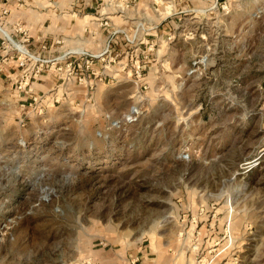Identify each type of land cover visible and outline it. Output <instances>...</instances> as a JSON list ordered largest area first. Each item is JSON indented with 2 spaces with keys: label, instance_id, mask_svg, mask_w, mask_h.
Masks as SVG:
<instances>
[{
  "label": "rangeland",
  "instance_id": "rangeland-1",
  "mask_svg": "<svg viewBox=\"0 0 264 264\" xmlns=\"http://www.w3.org/2000/svg\"><path fill=\"white\" fill-rule=\"evenodd\" d=\"M101 2L114 62L0 92V264H264V0Z\"/></svg>",
  "mask_w": 264,
  "mask_h": 264
},
{
  "label": "crops",
  "instance_id": "crops-1",
  "mask_svg": "<svg viewBox=\"0 0 264 264\" xmlns=\"http://www.w3.org/2000/svg\"><path fill=\"white\" fill-rule=\"evenodd\" d=\"M31 1L37 2V0ZM34 3L28 5L27 0H25L22 4H14L7 24L10 25L15 21H23L27 24L32 38L30 48L35 53L45 58H54L65 51L71 52L81 48H87L93 52H100L106 47L114 52H117L116 49L127 50L128 41L121 40L119 38L120 33H117L119 30L109 28L114 26V22L109 24L105 16L103 17V12L105 14L108 12L104 11V7L98 9L102 4L101 0H52L43 10L40 4ZM86 33L88 37H85ZM90 37L92 38L90 39ZM44 45L46 48L43 47ZM3 55L4 52L0 44V59ZM67 61L58 63L67 66ZM58 63H53L50 67L47 64V73L40 75L27 90V93L45 92L46 89L52 87L55 84V79H57V73L60 75L56 67ZM2 67L0 70V92L9 90L8 93H11L14 90L17 92L16 95H19L21 92L14 88L15 80L19 75L17 58L9 55ZM95 67L98 68V66ZM136 255L133 259L130 257L126 259L124 255H119L109 259L97 258V261L98 264H160L150 252L142 251Z\"/></svg>",
  "mask_w": 264,
  "mask_h": 264
},
{
  "label": "built area",
  "instance_id": "built-area-1",
  "mask_svg": "<svg viewBox=\"0 0 264 264\" xmlns=\"http://www.w3.org/2000/svg\"><path fill=\"white\" fill-rule=\"evenodd\" d=\"M5 26L6 25H4L2 21H0V29H3L7 35H2L0 33V44L4 52V55L0 59V66H2V64H5V62L8 60L9 55L13 57L15 56L17 58L18 66L20 67V69H22V74H20L21 79L17 78V82L19 83V85L17 84V90L20 92H24L28 89V87H31L29 86L31 77L34 76V78H37L42 75L49 62L54 61V63H58L64 60H68L67 69L71 73L73 67H77V57H80L82 55L86 57V59L83 60V65L86 69H89L97 58L105 60L106 57H108V60L110 62H114L115 59L119 56L118 52H114L109 47H106L99 54H90L84 51L74 50L71 52L60 54V56L54 58H45L35 53L30 48V42L32 38L30 35V30L26 26L21 24L19 21L13 22L12 27L9 30L5 29ZM43 47L46 48V45H44ZM70 58L73 59L70 60ZM138 65L140 66V64ZM138 71L140 70H137V72ZM79 78L83 79L82 77ZM34 99L36 100L37 97H34Z\"/></svg>",
  "mask_w": 264,
  "mask_h": 264
}]
</instances>
